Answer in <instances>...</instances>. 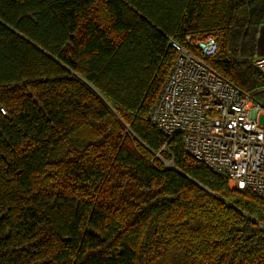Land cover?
I'll return each mask as SVG.
<instances>
[{
	"label": "trees",
	"instance_id": "obj_1",
	"mask_svg": "<svg viewBox=\"0 0 264 264\" xmlns=\"http://www.w3.org/2000/svg\"><path fill=\"white\" fill-rule=\"evenodd\" d=\"M263 26L264 0H0V264H264V199L150 119L171 41L206 36L264 107Z\"/></svg>",
	"mask_w": 264,
	"mask_h": 264
},
{
	"label": "built area",
	"instance_id": "obj_2",
	"mask_svg": "<svg viewBox=\"0 0 264 264\" xmlns=\"http://www.w3.org/2000/svg\"><path fill=\"white\" fill-rule=\"evenodd\" d=\"M171 44L179 55L151 121L168 137L183 135L185 150L226 175L231 189L264 199V107L209 64L219 50L215 36L196 41L200 55ZM252 64L264 77V55Z\"/></svg>",
	"mask_w": 264,
	"mask_h": 264
},
{
	"label": "crops",
	"instance_id": "obj_3",
	"mask_svg": "<svg viewBox=\"0 0 264 264\" xmlns=\"http://www.w3.org/2000/svg\"><path fill=\"white\" fill-rule=\"evenodd\" d=\"M264 55V26L261 29L259 41H258V55Z\"/></svg>",
	"mask_w": 264,
	"mask_h": 264
},
{
	"label": "rangeland",
	"instance_id": "obj_4",
	"mask_svg": "<svg viewBox=\"0 0 264 264\" xmlns=\"http://www.w3.org/2000/svg\"><path fill=\"white\" fill-rule=\"evenodd\" d=\"M260 122L261 124H264V115L261 116Z\"/></svg>",
	"mask_w": 264,
	"mask_h": 264
}]
</instances>
